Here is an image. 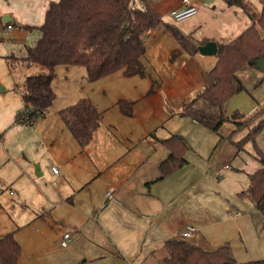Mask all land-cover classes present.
Listing matches in <instances>:
<instances>
[{"label":"rangeland","instance_id":"1","mask_svg":"<svg viewBox=\"0 0 264 264\" xmlns=\"http://www.w3.org/2000/svg\"><path fill=\"white\" fill-rule=\"evenodd\" d=\"M51 1L54 0H0L2 23L3 19L7 17L16 24L9 32L7 27H0V85L6 90L0 92V135L4 132L6 135L8 131L17 130L13 127L12 129L7 128L11 124V119L16 118V115L23 111L21 90L24 89L26 78L31 75H38L42 71V67L38 65L30 67L22 63L10 65L6 58L10 57V54L17 57L25 56V47L38 40L39 34L24 29V26H40L48 3ZM213 1L215 2L213 3L212 0L205 2L204 7L200 6L199 12L194 17L180 23L175 24L169 14L163 16L162 20L174 24L178 28L182 26L195 27L194 34L197 38H214L221 43L234 39L251 24L241 9L226 8L221 0ZM248 1L251 2L254 9L260 10L261 0ZM209 3H212L211 8H208ZM221 5L224 7L223 9ZM163 31L164 27L160 26L154 33H164L166 38L168 36L173 40ZM154 33L150 34L146 41L155 36ZM184 57L187 58L186 54ZM184 57L173 58L172 60L177 59L179 63ZM170 58H172L171 53L167 55L164 61L157 64L153 61L152 51L149 48L147 55L142 59L147 67L146 79H134L143 84L141 88L138 87L137 89L131 87L129 85L132 83L131 80L123 76H120L121 78L116 82L114 80L109 82L110 79L107 77L94 82H87L86 71L82 67L72 66L66 69L63 66H57L55 68L56 76L52 82L55 101L43 114V116H47L48 125L39 131L35 129L39 134L45 131L50 135L52 134L53 137L55 136L54 142L47 143L44 141L43 143L46 145H44L45 148H42L39 142L35 145L32 140L30 148H26L29 161H19L18 165L14 163V169L7 168L5 165L1 166L0 169V177L3 180H12L9 184L0 183V190H2L0 191V232L16 229L15 237L18 238L21 247L17 264H124L121 259L112 254L94 262L82 261L84 246H80L79 243L73 248L60 247L59 238L62 234L74 232L69 229V225H72L69 218L71 216L70 210L67 206L62 205L61 197L67 193H73L84 181L85 176L80 170V162L75 163V165L63 166V159L70 152V144L63 134L68 133L67 130L64 129L65 132L63 133L58 130L59 125L62 129L63 126L57 117V112L61 108L72 105L79 98L89 97L96 104L100 113L106 112L100 125L102 129L100 135L105 137L108 134L111 139L125 144L126 148H130L132 144H136L142 139L151 141L154 138L152 133L159 138H165L166 132L161 128L163 124L164 127L169 126L178 133L187 134L188 129L181 123L183 119L175 117L170 119L169 123H165L176 103L168 95L167 88L156 97L151 96L150 93L145 98L150 90L158 91L161 87L156 76L170 67ZM260 66L262 64L257 69H247L238 74V79L244 84V90L227 100L224 107L227 117H231L234 112L248 116L264 103V68ZM149 78L152 79V85L147 81ZM119 98H131L130 101H136L133 105V111L136 110L134 118H128L119 113L116 105ZM169 102L170 104H168ZM41 121L38 122L41 123ZM186 121L190 123L189 120ZM108 123L111 124V128ZM157 126L158 128L154 129ZM146 129H149L147 135L143 136ZM233 130L234 125L229 121L224 123L220 130L222 142L216 145L218 143L217 134L214 133V143L208 146V150H205L207 152L204 158L196 157L191 149L185 152V158L189 159L192 167L182 169L179 176L185 180L187 186L195 185V189L188 190L184 200L181 199L175 203V206L186 201L188 205H191L189 206L191 211L197 209L201 203L198 211L195 210L194 212H199V209L207 207L215 208L216 201L225 198L224 196H229V193L236 189V180L244 179V174L242 175L235 168L242 165L245 167L244 171L254 172L251 171L253 170L252 163L258 165L259 163L252 155L253 146L248 143L244 151L235 156L234 143L228 139ZM204 132L205 136H211L212 132L210 133L209 130ZM246 132L232 136L233 141H238L244 137ZM10 135L12 138L7 142L6 148L12 153H15L18 147L24 146L29 137H35L32 130H28V134L25 135L12 131ZM199 139L202 141L203 137H199ZM256 140L259 148L264 151V129ZM1 158L2 148L0 146V160ZM224 164L231 167L227 171L228 175L225 174L220 177L216 171ZM52 166L59 175H53ZM62 174L65 179H63ZM229 176L231 177L229 178ZM2 179L1 182H4ZM82 193L88 194V191L84 190ZM234 193L236 194V192ZM236 195L232 197V202L243 209L253 210L254 207L247 197L241 196L240 193ZM83 196V199L79 198L76 201L78 206L86 203V195ZM99 197H102V193L99 194ZM41 213L45 214L42 218H38L37 215ZM99 235L101 234H98L97 241L102 239ZM114 237L118 241L116 235ZM119 244L122 247L127 246V243L124 242H119ZM112 246L113 244L109 245L108 242L104 249L107 252L112 251ZM159 264H162V257Z\"/></svg>","mask_w":264,"mask_h":264},{"label":"crops","instance_id":"2","mask_svg":"<svg viewBox=\"0 0 264 264\" xmlns=\"http://www.w3.org/2000/svg\"><path fill=\"white\" fill-rule=\"evenodd\" d=\"M207 1L209 2V0H191V3L195 4L198 13L200 6L204 7ZM212 2L214 3L215 1L212 0ZM155 4L154 11L160 20H162L163 16L169 14L171 10L178 9L181 5L179 0H155ZM211 7L212 3L208 8ZM224 7L229 8L225 3ZM224 7L222 6V9ZM179 28L185 34H192L198 41L221 43L214 38H197L194 34L195 27L187 28V26H182ZM154 32L155 30L150 34ZM163 32L172 37L165 28ZM154 35L147 41L145 40V55H147L150 48L155 63L159 64L164 61L169 53L172 56V52L176 50H179L177 59L184 57V54H186L187 58L184 57L179 63L177 59L172 60L170 58V67L156 76L161 83V87L158 91L150 90L145 95V98L150 93L152 94L151 96L156 97L162 90L167 88L168 95L176 103L165 123L167 124L170 119L179 117L184 120L181 123L188 129L187 134L178 133L169 126L164 127L165 125L163 124L161 128L166 132L165 138H159L152 133L154 138L151 141L142 139L136 144H132L130 148H126L125 144L111 139L108 134L105 137L100 135V132H102L100 125L106 112L100 113L96 104L88 97L86 99L92 101L99 114H101V119L90 143L86 148L82 149L58 115L57 117L63 126L62 129L59 125L58 130L62 133L65 132L63 131L64 129L67 130L68 133L65 132L63 134L70 144V152L63 159V166L75 165V163L80 162V170L85 176L84 181L73 193H67L61 197L62 205L67 206L70 210L71 216L69 218L72 225H69V229L74 232L69 234L71 241L65 247L61 246L62 236L59 238L60 247L73 248L79 243L80 246H84L82 252L84 258L82 261L86 262L102 260L108 254H112L116 258L121 259L124 264H159L161 257L162 261L166 257V251H164L166 242L170 240H187L206 251H213L217 247L227 246L231 257L238 264H262L261 262L264 260V217H261L258 213L255 203L247 196L242 195L248 188V175L259 169L258 164L252 163L251 167H253V170L251 171L254 172L244 171L245 167H242V165L235 168L236 171L242 173V175L244 174V179L236 180V189L232 190L229 196L227 195L228 197L224 196L225 198L216 201L215 208L207 207L199 209V212H194L200 208L201 203L199 204L198 202L199 206L193 211L189 208L191 205H188L186 201L179 204V206H175V203L181 199L184 200L188 190L195 189V185L187 186L185 180L179 176L182 169L192 167L188 158H186L187 165L182 169L173 172L168 178L158 180L160 177L158 167L167 159L168 155V149L160 141L166 140L172 135L183 136L188 143V150H193V154L201 158L206 155L207 151L205 150L209 148L208 146L214 143V133L210 132L211 136H205L204 131L207 130L205 127L189 118L180 116L179 113L183 105L195 99L202 88L211 85L212 81L209 80L208 73L215 66L217 58L216 55L203 56L199 52L195 53V55H189L178 46L173 37V40H171L168 36L166 38L164 33H154ZM142 64L145 66L143 61ZM146 70L147 67L145 66L144 77L134 76L129 78L125 77L120 71L105 77L110 79L108 80L109 82L113 80L116 82L119 81L120 76H123L131 80L130 82L132 83L129 84L131 87L137 89L138 87L141 88L143 84L139 80L134 79H146ZM147 81L152 85V79L149 78ZM125 84L127 85V83ZM120 99L132 103V115L128 116L120 110L119 113L125 117L134 118L136 110L133 111V105L136 101H130L129 99L131 98ZM39 120H42L41 123L38 122ZM186 120H189L190 123ZM47 125V116L39 117L28 125L19 123L17 118H12L11 124H9L7 129L16 128L17 130L12 131L23 133V135L28 134V130H32L35 133V137H29L24 146L21 145L23 148L18 147L16 152L12 153L11 150L6 148L7 142L12 138L10 135L12 131H8L6 135H4L6 132L3 131L4 133L0 135V146L2 148L0 169L3 165L14 169V163L18 165L19 161H29L26 148H30L32 140L35 145L39 142L42 148H45L44 145H46V143H43L44 141L53 143L55 136L53 137L52 134L50 135L45 131L42 134L35 131V129L39 131L43 127H47ZM108 126L111 128L110 123H108ZM110 128L108 129L110 130ZM156 128L158 126L154 129ZM148 130L146 129L143 136L147 135ZM199 137H203L202 141ZM217 141L216 145L222 142L219 136H217ZM233 147L235 149L234 155L236 156L238 153L234 144ZM185 157L186 154L184 155ZM225 165L227 164L223 166ZM223 166L216 171L220 177L225 174L228 175L227 171L231 167L227 165L229 168L222 170ZM219 171H221V174ZM52 173L53 175H59L58 172L54 173L52 171ZM62 177L65 179L63 174ZM1 179L0 183L2 184L12 182L11 179L6 181L2 179L4 182H1ZM84 190L88 191V194H83ZM234 192L247 197L254 207L253 210L243 209L232 202V197L234 195L237 196ZM100 193H102L101 198L99 197ZM11 195L13 196L12 193ZM83 195H86V203L78 206L76 201L79 198L83 199ZM44 214L41 213L37 216L42 218ZM188 228H192L193 231L189 237L184 239L182 234ZM15 231L16 229L0 232V238ZM98 234H101L99 235L102 238L100 241H97ZM114 235H116L119 242L127 243V246H120L121 244L115 239ZM15 239L18 240L16 237ZM108 242L109 245L113 244L111 247L112 251L109 250V252L104 249Z\"/></svg>","mask_w":264,"mask_h":264},{"label":"trees","instance_id":"3","mask_svg":"<svg viewBox=\"0 0 264 264\" xmlns=\"http://www.w3.org/2000/svg\"><path fill=\"white\" fill-rule=\"evenodd\" d=\"M8 1V0H4ZM227 7L241 9L251 24L240 35L225 43H216L217 61L208 73L211 85L205 86L197 97L183 105L180 116L200 124L220 138L223 124L230 122L234 130L228 139L237 153L251 143L254 159L260 168L248 175V188L242 195L250 198L261 217H264V151L256 138L264 129V103L246 116L234 112L227 117L224 110L227 100L244 90L238 74L247 69H257L264 60V0L260 10L248 0H221ZM155 0H54L48 3L40 26H24L39 34L38 40L25 47L23 57L10 54L6 61L11 65H38L42 71L26 78L21 90L23 111L17 121L29 124L43 114L55 101L52 82L56 67L66 69L82 67L86 81L94 82L105 76L123 73L125 77H144L142 58L145 40L151 32L162 26L175 39L178 46L189 55L198 52V41L192 34H185L176 25L160 20L155 11ZM14 21L0 27H13ZM179 50L172 52V58ZM119 110L132 115V103L120 99ZM57 115L69 130L78 146L86 148L100 124L101 114L90 99L80 98L73 105L58 110ZM26 118H28L26 120ZM247 131L244 137L233 141L232 136ZM168 149L167 159L159 167L158 180L168 178L173 172L187 165L184 158L188 143L182 136L172 135L160 141ZM166 257L162 264H238L231 257L227 246L206 251L187 240H170L165 243ZM21 247L15 232L0 238V264H17ZM264 263V260L261 262ZM256 264V263H248Z\"/></svg>","mask_w":264,"mask_h":264},{"label":"built area","instance_id":"4","mask_svg":"<svg viewBox=\"0 0 264 264\" xmlns=\"http://www.w3.org/2000/svg\"><path fill=\"white\" fill-rule=\"evenodd\" d=\"M180 2V7H178V9H173L169 12V16L170 18L173 20V22L175 24H177L178 22H181V21H184L188 18H192L194 17V15L197 14V7L195 6L194 3H191V0H179ZM8 32L9 31H12V27L9 26L7 28ZM28 118H26L27 120ZM229 167L227 165L223 166L222 170H227ZM221 170V171H222ZM52 171L54 173H57V170L53 167L52 168ZM221 171L220 174H221ZM11 194V193H9ZM193 231L192 228H188L185 233L182 234V237L185 239L186 237H189L190 236V233ZM71 241V238L69 236V234L67 233H64L62 235V242H61V246H67L68 243Z\"/></svg>","mask_w":264,"mask_h":264},{"label":"water","instance_id":"5","mask_svg":"<svg viewBox=\"0 0 264 264\" xmlns=\"http://www.w3.org/2000/svg\"><path fill=\"white\" fill-rule=\"evenodd\" d=\"M11 21H12V19L7 18V17H5L3 19L4 24H7ZM197 49H198V52L203 56H210V55L214 56V55H216L217 50H218L217 45L214 41H210V42L205 43L204 45L198 46ZM260 64H262V66H260V67L264 68V60L258 62L257 67H259ZM5 91L6 90L4 89V87L0 85V92H5Z\"/></svg>","mask_w":264,"mask_h":264}]
</instances>
